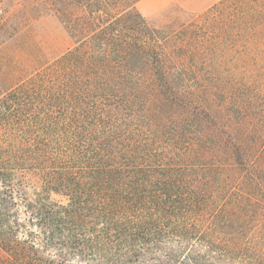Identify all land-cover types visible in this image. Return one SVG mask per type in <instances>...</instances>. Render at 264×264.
Here are the masks:
<instances>
[{"label":"trees","instance_id":"obj_1","mask_svg":"<svg viewBox=\"0 0 264 264\" xmlns=\"http://www.w3.org/2000/svg\"><path fill=\"white\" fill-rule=\"evenodd\" d=\"M139 1L0 0V264H264V0Z\"/></svg>","mask_w":264,"mask_h":264},{"label":"rangeland","instance_id":"obj_2","mask_svg":"<svg viewBox=\"0 0 264 264\" xmlns=\"http://www.w3.org/2000/svg\"><path fill=\"white\" fill-rule=\"evenodd\" d=\"M5 8L16 15V20L24 21L26 16L30 14H39V18L31 21V27L47 36L48 38L55 37L56 42L60 47H65L70 44V40L66 37V33L62 24L57 18L46 14L44 8L39 11H31L30 5L34 0H6ZM19 1L24 2V5L19 4ZM219 0H140L137 3V9L143 13L151 22L156 25L163 26L174 16H183L187 18V12L199 13L202 12ZM31 12V13H30Z\"/></svg>","mask_w":264,"mask_h":264}]
</instances>
